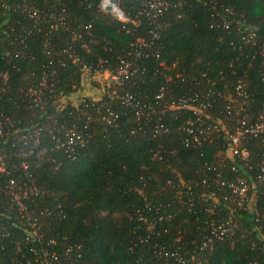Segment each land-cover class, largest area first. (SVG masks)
Returning a JSON list of instances; mask_svg holds the SVG:
<instances>
[{
	"label": "trees",
	"instance_id": "obj_1",
	"mask_svg": "<svg viewBox=\"0 0 264 264\" xmlns=\"http://www.w3.org/2000/svg\"><path fill=\"white\" fill-rule=\"evenodd\" d=\"M148 1L119 0L130 18L123 22L102 11L101 0H0V121L6 134L0 148L8 156L0 182L16 177L37 186L41 197L28 204L42 227L41 245L58 254L51 264H264L262 138L243 142L246 160L228 156L219 133L201 148L187 146V120H196L195 114L164 110L157 99L163 86L168 103L196 89L194 81L201 87L211 78L226 93L244 78L249 111L258 113L264 102L258 54L264 0H170L157 18L159 28L146 15ZM227 7L235 12L230 29L219 24L229 16ZM36 9L38 18L32 16ZM59 14L68 28L53 26L51 15ZM244 25L255 26L256 44L243 38ZM142 39L146 44L137 45ZM123 60L137 71L117 90L133 94L148 118L106 92L73 104L85 66L92 74L115 72ZM224 103L219 97L211 113L230 129ZM212 163L217 170L208 169ZM206 176L216 179L205 184ZM238 177L256 191L259 216L246 203L239 207L222 183ZM209 191L218 197L216 214L206 210L211 199L202 194ZM231 208L236 232L216 239L211 251L202 249L213 218L226 217ZM28 233L11 197L0 193V264H46L31 251L40 245L28 241Z\"/></svg>",
	"mask_w": 264,
	"mask_h": 264
},
{
	"label": "built area",
	"instance_id": "obj_2",
	"mask_svg": "<svg viewBox=\"0 0 264 264\" xmlns=\"http://www.w3.org/2000/svg\"><path fill=\"white\" fill-rule=\"evenodd\" d=\"M171 4L170 0H149L147 5L148 9L146 11V15L151 19V23L155 27L159 28L161 23L158 21L159 15L163 13V10L168 8V5ZM100 8L102 11L110 12L114 17L123 22L130 21V18L125 14L123 9L120 6L119 0H101ZM226 13L229 15L228 17H222L221 22L226 29H230L231 24L233 22V17L235 12L232 8L227 7L225 9ZM39 11L36 9L32 16L34 18L39 17ZM213 16H220L219 12H215L212 14ZM53 19V26L57 28L58 25L67 26V21L65 15L59 14L58 16L51 15ZM140 23V21H139ZM216 23V22H215ZM218 24V25H219ZM215 24L213 23L212 26ZM217 25V24H216ZM240 33L243 35V38H246L247 41L253 40L254 44L257 43L255 41V36L257 35V30L253 25H244V29H240ZM151 34H153L152 38H158L159 32L157 30H152ZM146 42L144 39L139 40L137 45L143 46ZM258 54L261 58V66H260V74L261 78L264 81V40L262 44L258 46ZM141 55V51H138V56ZM160 65L162 68H166V62L161 61ZM137 68L135 67L133 62L128 60H123L122 64L118 67L117 71H111L110 69L105 70H97L93 74L106 75L111 78L109 82L103 87L102 93H107L112 99H120L122 102L132 105L137 109V114L140 117L148 118L150 112L140 111L139 102H135L134 95L130 92L122 93L118 92V86L123 85L127 81H131L133 76L135 75ZM85 73H91L89 67L85 66ZM196 83V89L191 88L187 93L181 95L179 98H173L170 102H165L166 88L163 86L160 89V93L157 95V99L161 100L165 105V109H189L195 114V119L187 120L186 132L187 137L185 139L186 145L194 148H201L204 146V143L209 140L212 134L219 133L220 137H222L224 144L227 146V154L230 157L241 158L243 160L248 159L249 151L243 146V142L251 136H259L262 138L264 142V102L262 104L261 110L256 114H251L248 108V101L250 100L251 95L247 91L246 83L244 78H240L237 83L233 86L232 89L226 91V93L218 91L213 85H215V81L213 79H207L206 84L199 87V80L194 81ZM211 84V86H210ZM87 95H82L78 100V103L85 102V97ZM91 97V96H89ZM219 97H223L225 100L224 109L221 110L225 114H227L230 121H232V128L225 129L223 118H214L212 117V109L215 108V105L219 99ZM94 98V97H93ZM96 97L94 99H98ZM41 99L38 97L35 99L37 101ZM73 102V101H72ZM37 103V102H36ZM73 102V104H78ZM39 104V103H37ZM152 111L155 109L153 104L149 106ZM234 118V120H233ZM11 122L8 126V130L6 133L10 132ZM160 129L164 128V124H160ZM159 128H157V132H159ZM5 126L2 121H0V136H5ZM167 129V128H166ZM168 130V129H167ZM71 137L69 139L70 143H73V137L75 132L73 129L68 131ZM213 165H208L209 170H217L218 164L212 163ZM235 169V167H234ZM25 172V169H24ZM0 173L5 174L8 173V156L7 154L0 148ZM217 178L221 176V172H216ZM261 180L264 181V175L260 176ZM210 179L209 177H205L203 179V183L207 184L209 181L215 180ZM214 182V181H213ZM217 182L218 179H217ZM212 183V182H211ZM223 184L228 185L231 189L232 195L234 194L238 198V206L243 207L245 203L250 206V209L255 213L256 216L260 215V210L257 208L256 200L257 195L256 191L250 192L251 186L248 181L244 177H238L236 180H224ZM210 185V184H209ZM5 192L11 197V201L15 207L18 208L19 218L23 223H27L29 226V233L26 237L28 241H33L34 244H39L40 247L37 249L35 246L31 248V251L34 252L37 256L36 258H40L46 264H51L53 261H58V254L54 252H50L47 248H44L42 244L43 232L40 224L37 223V219L33 218L31 214V210L28 204L30 199L36 200L40 198V191L38 190L36 185H30L25 180L17 179L16 177H10L8 182L3 185L0 182V193ZM207 195V199H211L209 207L206 209L211 214H216V205L218 202V197L215 191H209L207 194H202V196ZM40 196V197H39ZM226 198L230 199V195H225ZM232 198V197H231ZM235 210L236 208H231L228 212V215L223 218H213L212 222V234L208 236L202 246V249H208L211 251L213 249V245L215 240H222L227 237L233 235L237 230V221L235 218ZM8 234V233H7ZM36 242V243H35ZM38 252L40 253V257L38 256ZM193 259L196 258L194 254L192 256Z\"/></svg>",
	"mask_w": 264,
	"mask_h": 264
},
{
	"label": "rangeland",
	"instance_id": "obj_3",
	"mask_svg": "<svg viewBox=\"0 0 264 264\" xmlns=\"http://www.w3.org/2000/svg\"><path fill=\"white\" fill-rule=\"evenodd\" d=\"M111 80L110 77L106 75L99 74H89L85 73L83 76V85L81 90L72 95V101L78 103L80 97L85 94L91 97H99L102 93L103 87ZM64 101V100H63ZM66 101V100H65Z\"/></svg>",
	"mask_w": 264,
	"mask_h": 264
}]
</instances>
